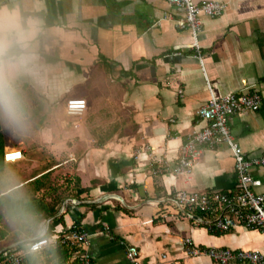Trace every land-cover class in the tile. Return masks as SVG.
Instances as JSON below:
<instances>
[{
    "label": "crops",
    "instance_id": "obj_1",
    "mask_svg": "<svg viewBox=\"0 0 264 264\" xmlns=\"http://www.w3.org/2000/svg\"><path fill=\"white\" fill-rule=\"evenodd\" d=\"M193 1L227 6L219 18L201 19L202 64L190 33L176 29L182 12L164 0H0V15L35 25L39 80L19 81L31 121L18 144L25 145L19 151L27 172L47 169L29 183L42 179L34 189L49 196L72 194L76 180L88 190L47 220L52 238L83 216L78 227L90 235L92 264H130L128 247L136 248L140 264H155L163 254L168 264H215L187 257L185 239L201 249H264L258 231L210 233L206 223L220 210L182 213L174 204L179 191H234L227 147L205 149L189 179L152 174L174 165L187 136L204 126L198 110L210 95L261 97L257 112L232 116L229 127L247 156L264 155V0ZM70 99L85 100V112L69 114L63 102ZM4 142V153L16 150ZM21 161L5 166L14 170ZM250 174L262 184L255 192L264 191V166ZM60 175L64 187L55 191L50 184ZM66 264H78L76 253Z\"/></svg>",
    "mask_w": 264,
    "mask_h": 264
},
{
    "label": "built area",
    "instance_id": "obj_2",
    "mask_svg": "<svg viewBox=\"0 0 264 264\" xmlns=\"http://www.w3.org/2000/svg\"><path fill=\"white\" fill-rule=\"evenodd\" d=\"M168 5L182 12V18L176 22V29L187 31L192 38L191 48L202 64L198 36L202 31L203 17L216 19L226 10V4L216 1L195 3L193 0H164ZM179 54V53H177ZM180 93V92H179ZM261 97L256 92L229 93L221 98L210 95L208 102L198 110V117L204 126L197 132L187 136L180 149L174 165L165 164L152 170L153 175L170 172L175 177L189 179L193 169L200 160L205 149L214 150L227 147L234 159L236 185L233 192H211L192 194L186 191L176 192L173 201L182 213H210L218 209L220 215L212 221H207V230L212 234H224L236 228L258 231L264 234V191L256 193L262 186L261 181L252 177L250 169L264 166V155L249 157L242 150L231 134L229 119L239 113H255L260 109ZM69 114L80 116L86 110V101L70 99L65 104ZM23 159L20 151L13 150L4 153L5 163H16ZM106 231H109L105 227ZM90 235L77 225L72 226L66 233L47 239L48 244L38 251L31 250V243H25L26 250L13 254L7 264H21L25 255L38 253L47 249L70 248L75 250L78 264H92L86 250ZM187 257H206L215 264H264V249L254 251L232 250L224 248L201 249L194 246L190 239L183 241ZM126 258L130 264H140L138 251L134 247L126 249ZM155 264H168L167 256L161 255Z\"/></svg>",
    "mask_w": 264,
    "mask_h": 264
},
{
    "label": "clouds",
    "instance_id": "obj_3",
    "mask_svg": "<svg viewBox=\"0 0 264 264\" xmlns=\"http://www.w3.org/2000/svg\"><path fill=\"white\" fill-rule=\"evenodd\" d=\"M34 35V24L26 25L16 15H0V124L15 131L25 130L31 121L30 107L19 81L39 80L31 49ZM19 187L10 177L0 197L9 198V218L23 242L35 241L31 243V250L35 252L48 244L49 222L42 215L44 209L33 206L19 193Z\"/></svg>",
    "mask_w": 264,
    "mask_h": 264
},
{
    "label": "trees",
    "instance_id": "obj_4",
    "mask_svg": "<svg viewBox=\"0 0 264 264\" xmlns=\"http://www.w3.org/2000/svg\"><path fill=\"white\" fill-rule=\"evenodd\" d=\"M4 149H5V142H4V135L2 126L0 124V173L4 170L6 163L4 162ZM41 180H36L34 182V185H37V188L39 189V185L41 184ZM72 192L74 193H65L62 192L60 194H54V196L49 195H41L34 197L30 199L33 206L37 208L44 209V212L42 215L45 216L46 219L51 218L55 216L60 206L67 200V199H76L80 200L81 196L88 192L87 189H83L80 187L79 181L76 180V182H70ZM68 191V190H66ZM0 208L3 210L4 215H6L9 218V198L7 196L0 198ZM93 209V208H92ZM202 214L201 212H199ZM1 219V215H0ZM10 219V218H9ZM83 219V216L80 217V220H78L77 224L79 225V222ZM77 225V226H78ZM5 233L0 230V240H3L5 238ZM50 235L48 234L47 239H49ZM24 243H19L17 246L6 249L0 252V264H7L8 260L11 258L13 254H16L19 251L26 250L24 247ZM75 250H72L70 248H57L55 250L47 249L38 253H30L24 256L21 264H66L71 257L74 255Z\"/></svg>",
    "mask_w": 264,
    "mask_h": 264
},
{
    "label": "rangeland",
    "instance_id": "obj_5",
    "mask_svg": "<svg viewBox=\"0 0 264 264\" xmlns=\"http://www.w3.org/2000/svg\"><path fill=\"white\" fill-rule=\"evenodd\" d=\"M68 101V100H67ZM63 102V106H65L66 102ZM4 138L7 140V142L12 145V150L16 149L17 151L20 150V148L23 152V148H25V145L18 144L19 141H24V133L23 131H15L13 129H10L6 127L5 125L1 124ZM11 149V148H10ZM21 167H18L14 170L7 168L5 166L4 170L0 173V191L4 189V187L7 185L8 179L11 177L13 181L18 183L20 185L19 187V193L25 195L29 200L41 196L43 192L41 190H35L34 184L29 183L30 181L34 180L36 176L38 175V172H43L47 169V165H44L43 167H39V169L33 171V172H27L25 169V165L28 164V162L24 161V159L19 163ZM55 165V163H53ZM62 177V175H60ZM65 178L56 177L52 183L50 184V188H54L56 191V188L62 189L64 185H62V181ZM67 181H64L63 184H66ZM15 195V194H14ZM1 198V197H0ZM0 230H2L5 233V238L3 240H0V252L6 249H11L21 241V237L19 233L17 232L16 228L13 226L11 220L4 215L3 210L0 208Z\"/></svg>",
    "mask_w": 264,
    "mask_h": 264
}]
</instances>
